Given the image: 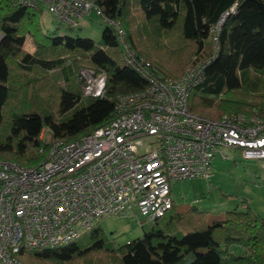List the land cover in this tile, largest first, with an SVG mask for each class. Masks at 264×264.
I'll return each mask as SVG.
<instances>
[{"label": "trees", "instance_id": "trees-1", "mask_svg": "<svg viewBox=\"0 0 264 264\" xmlns=\"http://www.w3.org/2000/svg\"><path fill=\"white\" fill-rule=\"evenodd\" d=\"M100 16L119 26L128 49L159 80L210 56L188 96L189 110L217 120L227 112L264 120V0H97ZM40 6V5H39ZM39 6L0 0V159L28 167L53 142H69L117 115L118 96L145 88L107 25L99 43L48 36ZM59 27V26H57ZM26 38L33 51L24 48ZM105 74L104 94L82 98L79 73ZM85 99V100H84ZM84 101V102H83ZM50 133L48 143L40 135ZM41 150V151H39ZM241 209L211 213L175 204L143 235L121 245L95 227L68 245L18 255L23 264H264V218Z\"/></svg>", "mask_w": 264, "mask_h": 264}, {"label": "built area", "instance_id": "built-area-1", "mask_svg": "<svg viewBox=\"0 0 264 264\" xmlns=\"http://www.w3.org/2000/svg\"><path fill=\"white\" fill-rule=\"evenodd\" d=\"M96 1L20 0L44 5L59 27L70 28L92 10L100 15ZM224 18L213 27L214 44ZM109 22L119 35L125 63L146 86L119 95L117 115L104 126L51 143L36 165L0 161V264H23L22 252L76 242L99 219L121 215L130 206L149 221L165 216L174 205L171 184L208 179L212 159L217 154L229 158L227 149L258 162L264 181V120L235 112L212 120L189 110V92L201 81L208 60L188 66L176 80H159L149 62L128 49L122 29ZM79 81L82 98L103 96L104 73L82 69Z\"/></svg>", "mask_w": 264, "mask_h": 264}, {"label": "rangeland", "instance_id": "rangeland-1", "mask_svg": "<svg viewBox=\"0 0 264 264\" xmlns=\"http://www.w3.org/2000/svg\"><path fill=\"white\" fill-rule=\"evenodd\" d=\"M39 9L40 25L48 36L68 35L74 38H89L95 43H99L103 29L107 25H111L104 17L92 10L89 16L78 22V26L75 28L66 25L57 27L58 22L48 9L44 5H40ZM209 40L212 46L210 56L202 58L196 63L206 61L216 50V45L211 38ZM24 48L29 52L33 51V45L29 38H26ZM188 66L184 68L181 75ZM79 83L81 92L83 81ZM40 137L46 142L50 139V133L44 132ZM226 152L229 158H221L218 154L214 156L211 161V175L208 179L197 177L173 182L171 190L174 204L178 207L192 205L199 210L220 214L227 210L241 209V200H245L251 209L264 218V181L260 164L256 161L244 160L239 150L227 149ZM152 224L153 221L145 219L133 206H130L121 215L99 219L97 227L104 232L108 240L113 241L116 245H121L143 235L140 225L148 228Z\"/></svg>", "mask_w": 264, "mask_h": 264}, {"label": "crops", "instance_id": "crops-1", "mask_svg": "<svg viewBox=\"0 0 264 264\" xmlns=\"http://www.w3.org/2000/svg\"><path fill=\"white\" fill-rule=\"evenodd\" d=\"M42 133H44V132H42ZM42 133H41V134H42ZM40 138H41V137H40ZM43 141H44V140H43ZM44 142H45V141H44ZM241 207H243V206L241 205ZM140 226H141V225H140Z\"/></svg>", "mask_w": 264, "mask_h": 264}]
</instances>
